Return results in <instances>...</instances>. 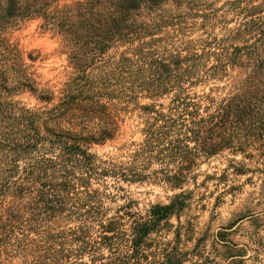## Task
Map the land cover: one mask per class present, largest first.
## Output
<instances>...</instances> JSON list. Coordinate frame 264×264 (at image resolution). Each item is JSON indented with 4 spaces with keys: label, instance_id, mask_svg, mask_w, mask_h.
Instances as JSON below:
<instances>
[{
    "label": "trees",
    "instance_id": "16d2710c",
    "mask_svg": "<svg viewBox=\"0 0 264 264\" xmlns=\"http://www.w3.org/2000/svg\"><path fill=\"white\" fill-rule=\"evenodd\" d=\"M171 1L0 0V264H144L151 235L188 205L192 193L183 189L197 160L224 150L264 156L261 6L229 2L244 19L218 36L190 5L201 35L179 41L185 24L157 14ZM26 19L61 39L67 66L58 91L38 81L11 43ZM132 113L141 143L125 160L91 152ZM150 183L181 192L152 206L148 219L133 217L127 251L115 254L112 218L131 212L118 206L105 221L101 198L114 202L124 186ZM93 229L99 237L90 242ZM225 233L212 241L215 256L243 264ZM162 264L186 262L173 249Z\"/></svg>",
    "mask_w": 264,
    "mask_h": 264
},
{
    "label": "rangeland",
    "instance_id": "374dc122",
    "mask_svg": "<svg viewBox=\"0 0 264 264\" xmlns=\"http://www.w3.org/2000/svg\"><path fill=\"white\" fill-rule=\"evenodd\" d=\"M76 1L81 0H59V5H70ZM231 1L175 0L164 4L157 14L174 18V24H185L184 35L176 39L195 40L201 35V19L194 18L192 11H188V6L192 5L199 15L207 19L206 30L219 36L244 19L240 14L230 11L228 3ZM251 5H260V16H264V0H242L241 8ZM174 29L177 27L169 31L173 32ZM10 40L19 49L38 81L41 84L48 83L53 90L58 91L67 66L60 37L43 32L38 19H26L11 32ZM202 90L207 89H197ZM17 99L29 107L36 106V102L27 95ZM139 129L136 113H132L125 117L119 135L114 140L93 146L91 152L99 157L125 160L141 143ZM157 168L152 165L148 170L152 172ZM236 170L244 171L240 173ZM124 189L126 194L120 192L114 202L102 197L100 204L104 212L103 219L114 217L118 206H127L131 212L130 217L122 216L123 211H120V218H112L115 224L112 236L115 254H125L127 251L133 217L148 219L152 206L167 205L174 194L181 192L171 191L160 183L124 186ZM187 190L191 191L192 196L188 205L179 212V218L171 217L167 225L149 238L144 264H162L165 254L173 249L185 259L186 264H223L212 248V241L218 232H226L225 240L234 252H240L243 264H264V156L250 161L224 150L212 158H200L183 189ZM110 192L113 191L109 189ZM91 232L90 242L98 241L97 230ZM216 247L220 252L223 251ZM105 255L107 259L111 257Z\"/></svg>",
    "mask_w": 264,
    "mask_h": 264
}]
</instances>
